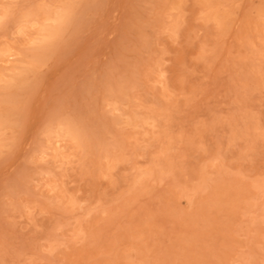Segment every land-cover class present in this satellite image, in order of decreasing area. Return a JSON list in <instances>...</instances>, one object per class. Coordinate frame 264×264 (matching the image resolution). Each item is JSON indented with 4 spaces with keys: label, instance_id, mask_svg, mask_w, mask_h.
<instances>
[{
    "label": "rangeland",
    "instance_id": "1",
    "mask_svg": "<svg viewBox=\"0 0 264 264\" xmlns=\"http://www.w3.org/2000/svg\"><path fill=\"white\" fill-rule=\"evenodd\" d=\"M0 264H264V0H0Z\"/></svg>",
    "mask_w": 264,
    "mask_h": 264
}]
</instances>
